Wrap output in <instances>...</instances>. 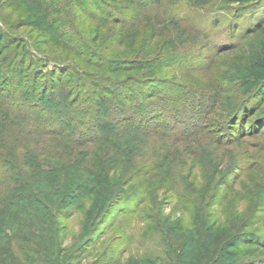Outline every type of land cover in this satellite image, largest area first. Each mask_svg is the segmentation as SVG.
Masks as SVG:
<instances>
[{
  "label": "rangeland",
  "instance_id": "rangeland-1",
  "mask_svg": "<svg viewBox=\"0 0 264 264\" xmlns=\"http://www.w3.org/2000/svg\"><path fill=\"white\" fill-rule=\"evenodd\" d=\"M256 4L261 28L248 32L253 20H245L253 9L228 0H204L201 7L187 0H0V39L24 41L40 73L58 66L62 85L74 93L64 103L77 95L81 101L73 115H83L82 104H90L75 80L94 72L95 62H141L113 77L135 81L111 87L132 89L137 102L154 94L153 77L163 90L142 103L162 136L153 133L149 142L125 150L132 157L115 174L124 184L121 195L101 215L94 198L81 196L79 207L60 217L65 260L174 261L180 245L188 256L198 255L209 236L218 243L236 236L230 250L237 255L229 264H264V109L240 89L251 63L264 56V0ZM59 93L48 90L46 96L61 103ZM39 98L30 101L45 107ZM231 118L235 129L227 128ZM110 121L106 126H114ZM233 134L245 136L235 140ZM152 148L174 162L145 168ZM242 236H252L258 246H248Z\"/></svg>",
  "mask_w": 264,
  "mask_h": 264
},
{
  "label": "trees",
  "instance_id": "trees-1",
  "mask_svg": "<svg viewBox=\"0 0 264 264\" xmlns=\"http://www.w3.org/2000/svg\"><path fill=\"white\" fill-rule=\"evenodd\" d=\"M106 1L110 4L120 2ZM149 1L159 5L162 0ZM167 1L176 3L181 0ZM187 1L195 7L204 4V0ZM261 1L228 0L230 4L248 7V11ZM254 9L245 20L248 23L253 20L248 32L252 28H261V21L257 22ZM0 47V264H81L82 260H65L61 248L63 227L60 217L66 216L71 207L78 208L80 204L77 201L81 196L94 198L98 214L101 215L121 195L124 184L115 174L117 166L127 163L132 157L125 150L140 142H149L150 137L155 136L153 133L162 136L157 130L158 126L150 124L152 117L144 112L146 108L142 104L153 95L163 94L161 84L157 77H153L154 94L137 102L140 96L133 94L132 89L115 91L111 87H122L135 81L115 82L113 77L139 69L141 62H95L94 72L86 74V78L78 77L75 80L74 84L79 90H87L84 95L90 104H82L83 115H73L77 111L73 106L81 101L77 95L75 100L64 103L68 97H74V93L62 85V76L55 72L59 70L58 66L52 72H38L34 69L35 60L25 52L24 41L2 42L0 39ZM27 62L32 63L26 69ZM40 80H43L42 84ZM39 87L41 90L37 92ZM240 89L246 97L258 99L256 108L263 111L264 56L251 63ZM48 90L52 95L60 92L61 103L54 102L52 96H46ZM34 96L45 101V107L31 103ZM133 101H136L135 104H130ZM54 105L58 108L52 109ZM62 109L68 113L67 117L61 115ZM241 111L246 113L245 110ZM231 119L227 128L235 129L237 120ZM110 120L115 121L114 126H106L105 123H112ZM244 136L233 134V139ZM147 152L149 157L144 164L147 169H160L174 162L169 153L165 155L154 148ZM180 165L186 166L185 163ZM141 169H136L134 173ZM245 226H249L247 220ZM209 238L198 255L188 256L183 245H180L174 261L128 257L124 264H229L230 257L237 255L230 249L235 248L238 238L234 236L221 243ZM243 239L248 246H258L259 241L252 240V236ZM86 264L117 263L112 259L100 258Z\"/></svg>",
  "mask_w": 264,
  "mask_h": 264
}]
</instances>
